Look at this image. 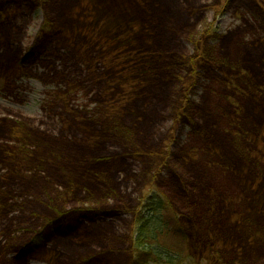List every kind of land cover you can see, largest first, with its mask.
I'll use <instances>...</instances> for the list:
<instances>
[{
    "label": "rangeland",
    "instance_id": "374dc122",
    "mask_svg": "<svg viewBox=\"0 0 264 264\" xmlns=\"http://www.w3.org/2000/svg\"><path fill=\"white\" fill-rule=\"evenodd\" d=\"M158 194L149 264H264V0H0V264H130Z\"/></svg>",
    "mask_w": 264,
    "mask_h": 264
},
{
    "label": "trees",
    "instance_id": "16d2710c",
    "mask_svg": "<svg viewBox=\"0 0 264 264\" xmlns=\"http://www.w3.org/2000/svg\"><path fill=\"white\" fill-rule=\"evenodd\" d=\"M144 205V209L140 208V210L135 213L137 249L136 255L130 264H149L151 261L156 260L157 258L154 257L155 253L151 247L150 239H152L153 232L157 231L162 233L164 227H169V220H166L162 216L167 214V206L165 199L161 197V195L150 196ZM52 231L56 233L55 228H52ZM44 239L43 234L41 232L38 233L30 240V242L26 243L21 248L17 258L20 259L25 257L27 253L31 252L33 247H38L44 244ZM156 256H159V254H156Z\"/></svg>",
    "mask_w": 264,
    "mask_h": 264
}]
</instances>
